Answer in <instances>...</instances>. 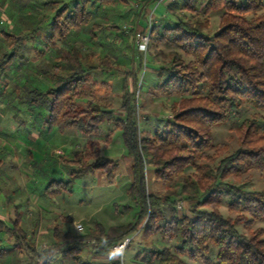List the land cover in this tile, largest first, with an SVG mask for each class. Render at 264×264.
<instances>
[{"label":"trees","instance_id":"trees-1","mask_svg":"<svg viewBox=\"0 0 264 264\" xmlns=\"http://www.w3.org/2000/svg\"><path fill=\"white\" fill-rule=\"evenodd\" d=\"M115 1L49 2L54 13L46 48H56L58 40L64 41L72 31H79L90 24L102 6ZM158 1L154 0L153 5ZM203 1L204 9L198 17L179 21L173 26L155 24L151 28L149 48L166 45L172 49L167 66L158 65L163 80L156 90L166 97L179 98L178 111L173 120L166 122L163 131L140 132L135 85L130 83L133 77L135 82L139 80L134 72L122 69L108 56L99 58L97 63L87 64L89 60L77 47L63 50L58 57L69 74L59 78L56 87L44 92L26 89V98L30 99L31 105L46 109L49 126L57 125L92 135L107 122L115 123L122 130L132 172L130 195L140 210L136 223L132 225L109 231L97 227L99 235L104 236L103 248L129 239L133 233L136 235L128 245L138 235L152 237L159 234L164 239H179L180 243L175 251L169 247L152 248L150 261L156 260L157 264H191L185 261V256L191 262L202 260L210 264L206 255L212 245L217 247V264H264V228L252 231L257 222L264 221V191H247L228 182L230 178L241 179L245 171L264 175V127L260 125L264 118L254 115L236 128L239 148L233 153L220 160L209 154L215 147L214 128L226 124L233 113H238L244 105L264 112V0ZM186 3V7L192 9L191 3ZM216 11L222 12L220 31L210 37L206 31L211 25V14ZM99 29L97 26L92 30L93 40H96L95 32ZM35 32L31 33L34 39L37 37ZM0 33L12 41L7 51H0V77L7 78L11 73L17 74L22 64L28 62L25 52H22L26 38L4 30ZM19 62L21 65L16 64ZM49 69L45 71L47 75L60 72L57 66ZM99 71L123 78L120 106L123 117H117L116 110L95 99L88 101L87 108L79 110V101L86 98L83 85L92 73ZM96 151V148L87 152L76 151L72 154L74 159L64 161L76 165L84 162L85 166L78 173L80 176L101 171L109 179L113 178L120 166L119 161L100 157ZM91 159L93 162L89 163ZM147 165L154 167L156 181L173 182L181 188L164 197L148 193ZM188 168L195 170L192 182L187 177ZM71 184L72 181L62 184L60 190H69ZM200 192L204 197L198 208L192 215L180 218L176 208L178 197L197 199ZM225 198L230 199L229 209L238 213L235 219L225 217L220 211ZM163 205L169 216L162 214V224L158 226L156 211H161ZM145 217H148V224L139 229ZM10 221L14 223L13 229L0 219V232L9 233L10 240L11 237L17 240L21 236L26 237L21 218ZM241 225L250 230L249 235L240 232ZM61 232L59 228L53 230L54 246L66 235ZM14 247L18 251L24 250L23 242L18 241ZM30 248L35 252V247L30 245ZM83 248L74 244L64 250L63 255L73 257L78 264H86L80 256ZM2 251L0 248V256ZM51 262L52 258L48 257L43 264Z\"/></svg>","mask_w":264,"mask_h":264},{"label":"rangeland","instance_id":"rangeland-1","mask_svg":"<svg viewBox=\"0 0 264 264\" xmlns=\"http://www.w3.org/2000/svg\"><path fill=\"white\" fill-rule=\"evenodd\" d=\"M51 1L55 0H0V31L25 36L26 47L22 52L28 59L17 74L0 77V219L7 221L8 227L13 229L14 223L10 218L15 221L20 217L21 227L27 233L26 237L21 236L22 240L14 237L10 240L9 233L0 232V248L5 250L0 256V264H43L48 257L52 258L51 264H78L73 257L63 255V251L74 244L84 246L80 254L82 262L107 264L108 250L124 240L105 249L104 236L99 235L97 227L109 231L132 225L136 223L140 210L137 201L130 195L132 174L129 172L131 167L123 132L115 123L107 122L101 124L99 131L92 135L75 129H62L57 125L49 126L46 109L31 105L30 99L26 98V89L44 92L56 87L57 80L69 74L58 60L63 50L79 48L84 58L89 60L87 64L97 63L99 58L108 56L122 69L138 76L139 80L135 82L133 77L130 83L135 85L141 134L144 130L163 131L166 122L174 119L179 105V98L166 97L156 90L163 80L158 65L167 66L170 61L168 54L172 49L166 45L149 48L148 43L143 52L136 45V34L142 32L148 35L150 42L153 25L173 26L179 21L194 19L203 12L204 1L159 0L153 5L154 0H117L111 5L102 6L90 24L79 31H72L64 41L58 40L56 48L47 49L46 37L49 36L50 20L54 13L53 6L48 4ZM187 1L192 9L186 7ZM221 15L220 11L211 14V25L206 31L208 36L213 37L220 31ZM97 26L100 29L95 32L96 40H93L92 30ZM34 30L37 35L35 39L31 36ZM11 43L0 33L1 52L7 51ZM40 51L45 53L37 54ZM53 66H57L60 72L47 75L45 71ZM122 82L121 76L102 74L100 71L92 73L82 87L86 98L79 101V110L87 108L88 101L95 99L102 101L105 107L116 110L117 117H123L124 113L120 110ZM254 115L264 118L263 111L244 105L238 113L231 115L226 124L214 128L215 147L209 154L220 160L236 151L239 148L236 128ZM260 125L264 127L262 120ZM95 148L100 157L119 161L120 166L113 178L109 179L101 171L80 176L78 173L85 166L84 162L76 165L64 161L74 159L72 154L76 151L87 152ZM88 162H93V159ZM194 172L193 168L186 170L190 182ZM71 181L69 190H60L62 184L67 185ZM228 182L247 191H264V175L259 172L245 171L241 179L230 178ZM146 188L148 193L164 197L181 187L173 182L156 181L154 167L147 165ZM203 197L201 192L197 199L178 197V216L192 215ZM229 203L230 199L225 198L220 211L225 217L235 219L238 213L229 209ZM161 209L156 211L158 226L162 224V214L168 215L165 205ZM146 224L148 217L143 219L139 229ZM77 225H82V231L76 229ZM55 228L66 235L54 246ZM258 228H264V221L257 222L252 231ZM239 230L243 234H250V230L243 225ZM135 235L131 234L129 240ZM18 241L23 242L24 250L15 249ZM179 243V239L168 240L159 234L152 237L138 235L133 243L126 246L127 264H157L156 260L150 261L152 248L169 247L175 251ZM30 245L35 247V252ZM206 258L210 259V264H217L216 245L211 246ZM184 259L191 264H205L202 260L191 262L187 256Z\"/></svg>","mask_w":264,"mask_h":264},{"label":"clouds","instance_id":"clouds-1","mask_svg":"<svg viewBox=\"0 0 264 264\" xmlns=\"http://www.w3.org/2000/svg\"><path fill=\"white\" fill-rule=\"evenodd\" d=\"M127 264L126 245H120L114 249H109L107 253V264Z\"/></svg>","mask_w":264,"mask_h":264},{"label":"built area","instance_id":"built-area-1","mask_svg":"<svg viewBox=\"0 0 264 264\" xmlns=\"http://www.w3.org/2000/svg\"><path fill=\"white\" fill-rule=\"evenodd\" d=\"M152 16H153V14H152ZM152 16H150L151 19H152ZM135 39H136L137 47L140 48L141 51L145 52L146 49H147L148 43H149V36L145 35V34H142V32H138L136 34V38ZM76 229L78 231H82L83 227H82V225H77ZM129 241H130L129 239L124 240L120 245H126L127 246ZM120 245H118V246H120ZM118 246H115L114 248H116ZM114 248H112V249H114Z\"/></svg>","mask_w":264,"mask_h":264},{"label":"crops","instance_id":"crops-1","mask_svg":"<svg viewBox=\"0 0 264 264\" xmlns=\"http://www.w3.org/2000/svg\"><path fill=\"white\" fill-rule=\"evenodd\" d=\"M130 169V168H129ZM131 170H129V172H130ZM131 174H132V172H130ZM132 177V176H131ZM6 209V208H5ZM11 219V218H10ZM5 222H7V221H5ZM1 246V245H0ZM2 254L5 252V250L2 248Z\"/></svg>","mask_w":264,"mask_h":264}]
</instances>
